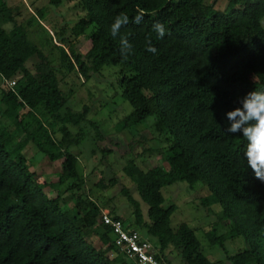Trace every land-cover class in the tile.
Here are the masks:
<instances>
[{
  "label": "trees",
  "instance_id": "16d2710c",
  "mask_svg": "<svg viewBox=\"0 0 264 264\" xmlns=\"http://www.w3.org/2000/svg\"><path fill=\"white\" fill-rule=\"evenodd\" d=\"M46 1L52 7L72 1L75 14L68 37L54 32L67 46H59L56 64L16 22L17 9L0 0V117L13 126L9 130L0 122V264H132L118 252L101 206L83 193L84 177L72 150L84 138L81 124L89 107L67 105L69 94L59 76L70 73L84 83L107 65L118 67L121 96L132 107L115 130L129 133L131 126L152 120L151 147L142 148L141 156L147 153L142 164L129 160L122 167L140 199L121 188L132 220L126 225L120 214L109 213L128 228L143 227L164 264H171L166 256L171 250L184 264H218L203 254L187 223L170 226L175 206L163 205L162 187L201 182L207 188L201 203L218 204L217 218L230 220L221 233V226L211 224L204 231L207 241L222 246L242 235L244 248L227 257L230 263L264 264L253 244L264 240V182L247 166V141L225 131L227 112L239 98L264 90V0H227L223 11L206 0ZM122 13L129 23L113 37L111 25ZM140 13L143 20L137 24ZM43 16L39 12L38 18ZM157 22L167 29L162 39L153 30ZM121 36L132 45L127 58L121 55ZM149 40L155 53L147 50ZM164 136L165 148L152 145ZM29 143L50 161L63 159L56 180L36 179L22 153ZM127 145L133 149V142ZM101 151L105 156L113 150ZM101 182L98 187H104ZM115 184L111 178L109 186ZM64 192L72 194L68 209L73 213L61 207ZM140 201L147 205L146 218ZM235 213L241 220L234 219ZM93 234L100 247L83 246Z\"/></svg>",
  "mask_w": 264,
  "mask_h": 264
},
{
  "label": "rangeland",
  "instance_id": "374dc122",
  "mask_svg": "<svg viewBox=\"0 0 264 264\" xmlns=\"http://www.w3.org/2000/svg\"><path fill=\"white\" fill-rule=\"evenodd\" d=\"M9 2L18 11L16 22L27 27L28 38L39 45L54 64L58 63L59 46L65 50H67V46L55 38L54 32L61 30L65 36H69V28L75 18L74 11H71L72 1L65 3L63 7H52L46 0H9ZM206 3L223 11L227 5V0H206ZM39 12L44 14L43 18H38ZM10 26L11 23L5 24L6 28ZM117 68V66L112 65L104 66L99 73L84 83L70 73L64 76L59 74V76L62 77V88L69 94L67 105L75 110H79L85 104L89 107L86 116L87 121L81 124L84 138L79 147L72 150L78 157V168L84 177L83 193L93 199L103 210H113L120 214L125 224L128 225L132 220L131 208L121 192V188H126L136 199L139 197L132 182L123 174L122 167L129 160H134L139 165L142 164V160L147 154L141 156L142 148L151 147V144L147 143L149 140L152 141V134L150 133L152 120L148 118L136 126H131L129 133L115 130L116 122L132 111L131 105L121 96ZM1 84L2 80H0ZM0 122L8 126L9 130L13 129L9 120L0 117ZM90 122L96 124L97 128L93 127ZM71 130L75 132L77 128L71 127ZM97 131L100 137L95 138ZM167 137L164 136V140L162 139L161 142L154 141L152 145L165 148L168 144ZM171 137L169 136V138ZM143 138H146V141ZM183 141L185 142L184 138ZM129 142L134 144L132 150L128 149L127 143ZM102 148L113 151L103 156ZM22 153L31 164L30 170L34 172L38 181L52 182L57 179L61 172L63 159L50 161L31 143L24 148ZM153 158L157 159L158 157L154 156ZM162 166L166 167V164L163 163ZM111 178L116 180V184L113 186H109ZM100 180H102L101 183L104 187L97 186ZM161 192L164 196L163 205L173 204L175 206L171 214L170 226L174 229L181 222L187 223L194 230L200 241L203 254L210 261L218 264H231L227 257L244 248V238L240 235L232 240L228 239L222 246L211 245L207 241L204 231L211 229V224L215 227L221 226V228H217L218 232L221 233L224 224L230 220L217 218L221 210L218 204L203 205L201 203L200 197L207 195L206 186L197 182L190 187L185 182L180 181L162 187ZM64 193L60 194L65 197V202L61 203V207L63 210H69L72 207V194ZM56 194L57 190L49 193L48 196ZM140 207L143 217L146 218L147 205L140 201ZM69 212L73 213L74 211L72 212L71 209ZM234 219L241 220L239 213L234 214ZM136 230L141 235H145L143 227H137ZM151 242L153 243L154 240ZM100 244L97 235L93 234L82 245L98 248ZM253 244L264 258V240L254 239ZM166 256L171 264H184L176 250H171V253Z\"/></svg>",
  "mask_w": 264,
  "mask_h": 264
},
{
  "label": "clouds",
  "instance_id": "9594fccd",
  "mask_svg": "<svg viewBox=\"0 0 264 264\" xmlns=\"http://www.w3.org/2000/svg\"><path fill=\"white\" fill-rule=\"evenodd\" d=\"M144 13H140L134 18V22L139 24L143 20ZM129 23L126 14L115 17L111 25V34L116 37L120 29ZM153 30L159 38H164L167 29L162 23H155ZM121 55L127 58L132 49L126 37H120ZM147 50L155 53L156 48L148 41ZM228 126L225 131L232 135H240L247 141L244 157L247 166L254 172L255 178L264 182V90H253L245 96L239 98L238 106L227 112Z\"/></svg>",
  "mask_w": 264,
  "mask_h": 264
},
{
  "label": "built area",
  "instance_id": "2783aa9c",
  "mask_svg": "<svg viewBox=\"0 0 264 264\" xmlns=\"http://www.w3.org/2000/svg\"><path fill=\"white\" fill-rule=\"evenodd\" d=\"M9 84L13 85L14 81ZM101 219L114 235V244L118 252L132 264H164L163 259L157 257L156 247L146 236L126 227L120 218L112 216L107 210H102Z\"/></svg>",
  "mask_w": 264,
  "mask_h": 264
}]
</instances>
